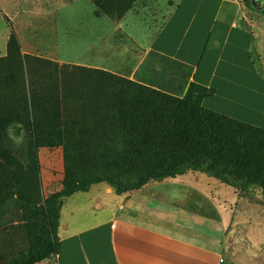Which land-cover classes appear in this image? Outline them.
Masks as SVG:
<instances>
[{"label": "crops", "instance_id": "crops-1", "mask_svg": "<svg viewBox=\"0 0 264 264\" xmlns=\"http://www.w3.org/2000/svg\"><path fill=\"white\" fill-rule=\"evenodd\" d=\"M28 1L3 0L0 7L10 17ZM51 3L25 11L26 25L20 28L27 31L24 54L127 79L137 76L146 61L137 53L140 42L128 38L123 43L120 31L114 38L127 20L98 15L91 0ZM165 5L166 18L145 45L149 51L186 67L191 83L211 91L202 102L205 108L264 128V62L257 65L258 35L242 25L241 2L176 0ZM37 24L57 35L44 36L50 42L39 46ZM197 174L202 173L188 172L123 194L102 183L65 198L58 264H225L235 238L229 235L231 224L248 216L251 247L263 248L264 208L250 205L216 179L207 186L197 179L182 180ZM187 188L193 190L188 197ZM243 261L230 258L236 264Z\"/></svg>", "mask_w": 264, "mask_h": 264}, {"label": "trees", "instance_id": "trees-1", "mask_svg": "<svg viewBox=\"0 0 264 264\" xmlns=\"http://www.w3.org/2000/svg\"><path fill=\"white\" fill-rule=\"evenodd\" d=\"M92 2L98 13V1ZM82 82L94 85L95 91L70 96L68 89ZM193 85L195 90L181 99L106 71L61 66L24 54L19 39L11 35L7 55L0 57V139H6L10 130L17 137L24 132L27 150L35 155L27 157L32 170L36 167V151L62 146L66 158H100L108 164L118 161L125 171L140 176L136 182L124 183L103 171L68 183L43 209L47 232L28 257L44 260L50 254L58 256L63 200L88 192L97 184L106 183L123 194L140 190L152 181L202 173L231 186L239 197L264 205V128L205 108L202 102L211 91ZM96 89L101 92L95 93ZM64 97L89 102L93 128L76 133L79 136L73 141L66 132L46 141L60 124ZM20 207L34 210V205L25 203L21 196L0 204V225L9 211ZM25 262L16 259L11 264Z\"/></svg>", "mask_w": 264, "mask_h": 264}, {"label": "rangeland", "instance_id": "rangeland-1", "mask_svg": "<svg viewBox=\"0 0 264 264\" xmlns=\"http://www.w3.org/2000/svg\"><path fill=\"white\" fill-rule=\"evenodd\" d=\"M2 1L0 2L1 5ZM51 1L29 0L28 3L22 2L19 7L14 8L10 17L0 7V57L7 55V45L12 34L16 35L19 41L23 43V50H28L24 43L26 42L25 35L27 31L20 29L26 25L27 14L25 11H32L37 7L48 8L52 5ZM97 1L99 7H101L97 13L98 15L107 16L114 22L127 20V23L121 25L124 28L114 31V38H117L118 31H120L119 37L123 43L127 42L128 38L136 44L139 41L141 46H137L139 48L137 53L146 57L145 64L134 79L121 78L175 95L181 99L185 98L189 91L195 90L190 80L191 73L186 67L149 51L145 46L157 33L158 28L166 18L168 9L165 3L167 4L169 1L174 3L176 0ZM238 1L241 2L243 8L242 25L258 35V48L255 54L257 65H261L264 62V5L261 0H254L253 5H251V0ZM95 9L97 12L96 5ZM37 25L40 27L36 31V38L38 39L36 41L39 46L43 41L50 42V38L43 40L44 36L49 37V35H52L53 37L57 35V31H53L48 27L45 28V25L42 24ZM106 26L109 27L110 24ZM52 61L61 66L64 65ZM95 88L94 85L90 84L89 86L83 82L74 83L73 87H70L67 92L70 91V96H76V94L80 95L95 91ZM99 92H101V89H98L95 93ZM89 105L88 101L81 98L64 97L60 103V124L52 135H47L46 141L58 137L57 135L60 132H66L69 141H73L79 136L76 133L85 129H92L93 123ZM83 124L89 126L86 128L83 127ZM44 137L46 138V136ZM27 144L28 141L24 132L17 137L10 130L6 139H0V204H5L12 198L21 196L25 203L34 205L33 211L20 207L9 211L5 216L0 225V264H11L16 259L24 261L26 259L24 264H58L57 254H50L44 260H38L36 256L28 257V254L41 244L47 232L46 221L43 218V213L46 212L43 209L47 207V203L53 197L62 193L71 181L82 179L94 172L105 171L124 183L136 182L140 176L129 170L125 171L118 161L115 164H108L107 161L100 158L88 161L78 156L66 158L62 146L53 149L41 148L36 151V167L32 170L30 169L32 163L28 161L27 157H35V155L28 152ZM74 150V148L71 149L67 155H71ZM197 176V178H194V176L188 175L182 180L197 179L202 186L207 181L212 183V181L218 180L206 174H197ZM192 192V189H188L186 192L187 197ZM61 200L59 199V201ZM248 202L250 205L257 206L258 209L264 208V205L257 203L255 200L248 199ZM210 209H213L211 205ZM250 217L248 216L239 223L231 224L229 235L233 236L235 234V238L231 237L229 243L230 255L225 264H229L230 258L237 259L238 257L244 260V264H264V247L253 249L247 237Z\"/></svg>", "mask_w": 264, "mask_h": 264}, {"label": "flooded vegetation", "instance_id": "flooded-vegetation-1", "mask_svg": "<svg viewBox=\"0 0 264 264\" xmlns=\"http://www.w3.org/2000/svg\"><path fill=\"white\" fill-rule=\"evenodd\" d=\"M261 2H262L263 5H264V0H261ZM253 3H254V0H251V5H253Z\"/></svg>", "mask_w": 264, "mask_h": 264}]
</instances>
